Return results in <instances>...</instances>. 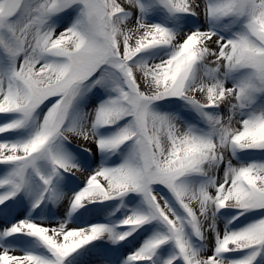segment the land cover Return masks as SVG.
<instances>
[{
  "label": "snow or ice",
  "instance_id": "snow-or-ice-1",
  "mask_svg": "<svg viewBox=\"0 0 264 264\" xmlns=\"http://www.w3.org/2000/svg\"><path fill=\"white\" fill-rule=\"evenodd\" d=\"M0 264H264V0H0Z\"/></svg>",
  "mask_w": 264,
  "mask_h": 264
}]
</instances>
